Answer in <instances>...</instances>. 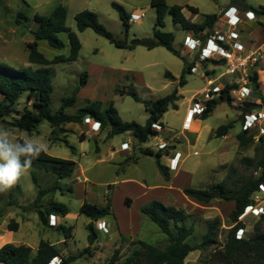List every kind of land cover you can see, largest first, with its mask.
<instances>
[{
	"label": "rangeland",
	"instance_id": "374dc122",
	"mask_svg": "<svg viewBox=\"0 0 264 264\" xmlns=\"http://www.w3.org/2000/svg\"><path fill=\"white\" fill-rule=\"evenodd\" d=\"M1 2L5 6L0 5V62L18 69L29 66L35 68L28 60V44L35 40L32 32L37 28L35 15H49L59 6L67 9V26L77 32L82 49L77 61L53 65L54 91L50 107L52 113L60 109L64 98L71 97L80 87V80L85 71L89 74V81L86 86L80 88L75 105L67 110L70 114H75L90 103L102 101L105 106L113 104L123 121L145 124L149 117L145 106L130 96H120L115 93L116 88L130 85L135 87L144 100L165 97L178 88L180 100L179 109H170L161 120L164 131H157V134L146 144H140L130 133L108 138L109 127L94 132L92 131L94 120L66 125L67 133L56 134L53 133L48 122H43L34 133L30 134L11 126L12 117L0 118V126L7 128L14 139L20 141L32 137L43 141L48 145L49 155L77 163L74 177L59 180L62 189L46 195L40 202L36 203L38 187L34 183L33 176L37 177L43 189L52 187L58 179L56 175L44 169L41 163L30 168L11 190L0 193V236H2L0 245L28 244L35 248L41 240H49L53 243L63 241L57 246L65 256L79 254L86 249L91 251L89 255L72 264H104L116 251H119L120 262H123L141 247L140 241L161 249L169 245L168 237L141 212L142 206L152 200H158L165 205L183 208L192 215L188 220V225L195 228L193 236L189 239L191 244L202 241L208 221L221 219L218 246H213L207 251L192 252L185 261V264H207L210 252L221 248L227 241L228 230L233 225L229 215L234 209V202L214 200L209 204H202L187 197L184 189L207 188L220 182H226L230 188H237L245 180L258 176L254 167L244 163L243 159L258 158L255 147L259 144V138L264 136L262 134L264 118L262 121H257L251 129L255 135V143L252 146L240 147L237 135L244 128L246 114L250 113L246 112V104L249 102L261 104L259 99H255L254 93L248 96V91L243 89L248 87L253 91L249 79L251 69L259 74L260 91L264 97V21L262 22L264 17L253 13L248 15L249 11L244 10L239 4H232L231 0H167L169 5L183 7L189 5L198 8L199 14L192 15L187 8L183 11L194 22H201L204 15L217 14L219 20L215 26V34L217 32L230 34V27L224 17L230 6L238 7L240 12L236 7L231 8L236 10L235 13L241 14L238 15L240 19L238 42L244 46L245 51L243 55L236 56L247 60L242 70L238 74L231 75L229 73L231 64L228 66V60L220 64L224 58L215 53L210 56V61L205 67H200L199 73L186 74L187 84L181 88L179 79L186 65L188 63L196 65L197 62L202 61L201 59H209L204 55L205 52L200 55L196 51L191 53L186 50L184 39L189 32H185L180 25H175L170 15L165 17L164 30L175 34L174 48L186 60L164 47H156L153 50L143 46L135 49H119L92 29L84 32L77 30L76 14L90 10L97 13L100 22L119 39H126L129 43L136 38L154 39L153 28L157 13L151 5V0H1ZM113 2L121 4L131 14V28L128 35L124 31L119 13L112 7ZM247 5L257 10L264 7V0H247ZM133 15L140 16V19L133 20L135 18ZM17 20L20 22L18 23ZM59 37L66 44L63 49H55L47 41L39 42V50L46 58L52 60L58 55L70 54L67 33H61ZM213 56L214 58H211ZM211 59L215 60L211 61ZM231 60L236 61L234 58ZM168 71L177 78V81L166 78L165 74ZM207 79H214L215 84L221 88L231 81H235L239 87L232 91V101L221 102L208 119L203 120L202 113L195 121H191V117L188 118V109L194 106V98L196 102L204 100L202 91L207 88ZM220 95L216 94L215 99H219ZM26 97V94L20 97L15 108L17 111L23 112L24 107H29ZM258 109L253 112L264 114V108ZM185 123L189 128L188 131L183 129ZM222 125L233 127L227 136L218 138L215 131ZM59 131L60 128L57 132ZM54 138H67L70 146L54 141ZM161 139L168 143L165 149H158ZM123 142L129 143L128 149L122 148ZM134 149L136 152L132 156L131 151ZM141 149L152 150L155 153L164 151L161 161L164 165L170 166L177 163V161L169 162L170 159L177 152L182 153L178 170L170 169L172 174L170 182L160 174L157 159L143 156ZM253 198L263 199L264 192L258 191ZM109 200L112 203L111 216L93 221L81 213L84 202L104 207ZM52 201L65 204L69 208V215L59 219L56 226L49 227L41 222L37 207L46 206ZM259 218L260 215L250 212L242 220L240 219L246 226L243 237L254 234V226ZM13 219L20 224L18 231H10L8 228V224ZM100 221L105 223L108 232L98 229ZM90 223H93L97 233L96 238L91 236L92 232L87 228ZM116 223H119L124 237L116 235L118 234ZM61 224L73 228L72 238L66 240L63 233L56 230Z\"/></svg>",
	"mask_w": 264,
	"mask_h": 264
},
{
	"label": "trees",
	"instance_id": "16d2710c",
	"mask_svg": "<svg viewBox=\"0 0 264 264\" xmlns=\"http://www.w3.org/2000/svg\"><path fill=\"white\" fill-rule=\"evenodd\" d=\"M231 3L239 4L244 10L249 11L247 13L264 17V7H260L257 10L252 9L247 5V0H231ZM0 5H3L1 0ZM151 5L156 9L157 13V20L153 28L154 39L136 38L131 43L126 39H119L100 22L98 14L90 10H84L76 14L77 30L84 32L87 29H92L96 34L104 37L119 49H135L138 46H143L149 50H153L156 47H164L168 51L176 53L183 60L186 59L174 48L175 34L164 30L166 27L165 17L167 15L171 16L172 22L175 25H180L185 32L193 33L203 43H206L207 39L215 34V26L219 20L217 14L204 15V20L201 23H194L186 18L183 11L187 8L192 14H199V9L196 7L169 5L167 0H151ZM112 7L119 13L124 31L128 35L131 28V14L117 2H113ZM67 15V9L64 6H59L49 15H35L34 20L37 28L32 32L35 40L28 44V60L35 68L29 66L24 69H18L0 62V118L12 117L11 126L30 134L34 133L43 122L49 123L54 134L67 133L65 131L66 125L81 124L89 118L99 122L103 130L108 127L110 128L108 138H113L116 135L124 133H131L140 144H146L151 137L157 134L153 125L159 124L163 127L164 124L161 120L164 115L170 109H179L178 102L180 96L178 88H175L167 96L156 100L142 99L133 85L116 88L115 93L117 95L130 96L136 102L142 103L145 106V110L149 114L145 124L123 121L113 104L105 106L102 101L90 103L85 108L79 109L75 114H70L67 110L75 105L80 88L86 86L89 81V74L85 71L80 80V87L74 91L71 97L62 100L63 104L56 113L51 112L50 107L54 91L52 84L53 65L77 61L82 49V43L77 32L67 26ZM17 22L19 23L20 21L17 20ZM203 32L207 33L203 35ZM61 33H67L68 35L70 54L58 55L50 60L40 52L39 42L47 41L51 47L63 49L66 44L59 37ZM224 46L228 48L227 45ZM209 61L210 59L202 61L203 67ZM224 63H226V59L220 61V64ZM194 66V63L186 65L179 79V87L182 88L187 84L186 74H193L191 70ZM208 73L210 74L209 71ZM165 76L170 80L177 81V78L169 71L166 72ZM249 79L254 94L261 101V104L254 102L247 103L246 112H252L261 107L264 108V97L260 91L258 72L251 69ZM238 87V84L227 83L219 99L207 102V109L202 115L203 120L208 119L221 102H231V93L237 90ZM25 94L30 105L29 107H24L23 112H19L15 108L20 97ZM57 127L60 128L59 132L56 130ZM232 127L230 125H222L216 129L215 135L218 138L225 137L229 134ZM237 139L240 147L243 148L250 147L255 143L254 133L247 130H242L237 135ZM84 140L82 139V141ZM54 141L63 142L70 146L67 138H54ZM71 148L74 150L73 147ZM255 152L258 157L257 159L245 157L243 162L254 167L256 172H258V176L245 180L239 187L230 188L226 182H220L207 188L188 187L184 189V194L187 197L202 204H209L214 200L235 203V208L229 215L233 225L228 230L227 241L221 248H216L210 252L207 264H264V214L260 216L257 224L254 226L253 235L237 238L238 231L246 228L245 224L239 220V217L245 212L247 207L254 206L255 200L253 197L259 191L260 186L264 185V136L259 138V144L255 147ZM141 154L143 156L155 157L160 174L167 182L172 180L170 168L161 161L164 151L161 150L155 153L152 150L141 149ZM136 161L137 159H135ZM39 163L49 173L56 175L58 179L52 187L43 189L40 187L37 177L33 176L34 183L38 187L36 203L44 199L46 195L61 190L62 187L59 180L72 178L77 169L75 161L53 157L47 152L41 153L39 158L33 161L31 168ZM37 208L41 222L44 225H49V227H52L49 224L51 215L62 218L69 215V208L65 204L56 201H52L46 206L40 205ZM141 212L154 222L168 237L169 245L161 249L145 241H140L141 247L136 249L132 256L127 257L125 261L120 262L118 258L119 251H116L114 256L104 264H185L187 257L192 252L207 251L213 246H218V237L222 225L220 218L208 221L207 231L202 241L198 244H191L189 239L193 236L195 228L188 225V220L192 215L185 209L174 205H165L158 200H152L141 207ZM81 213L93 219V221L94 218L95 221L102 220L113 213L111 200L104 207L84 202L81 207ZM8 228L10 231H18L19 223L13 219L8 224ZM87 228L91 230V236L96 238L97 233L93 228V223H90ZM56 230L62 232L66 240L72 238V227H65L61 224L56 227ZM90 252V249H86L79 254L65 256L56 245L48 240H41L36 252L33 251L31 246L26 244L6 243L0 248V264H51L55 258L61 259L60 264H72L86 257Z\"/></svg>",
	"mask_w": 264,
	"mask_h": 264
},
{
	"label": "built area",
	"instance_id": "2783aa9c",
	"mask_svg": "<svg viewBox=\"0 0 264 264\" xmlns=\"http://www.w3.org/2000/svg\"><path fill=\"white\" fill-rule=\"evenodd\" d=\"M231 10H232V8L227 10L225 12V15H224V17L226 18V23L230 27L229 28L230 34L226 35V33L220 32L221 33L220 34L219 32H217V34H214L210 38H208L206 43H203L193 33L189 32V33H187V35L184 39V46H185L186 50L188 52H191V53H194L196 51V53H200V55H202V53L205 52L206 54H204V55H206V57L208 59H210V56L212 54L218 53L220 56H223L224 59L228 60V66H229V64H231L230 65L231 67L229 69V73L231 75H235V74H238L242 70V67L245 66L247 63V60L244 57H237L236 56V55H241L245 51V48L241 43L238 42V39L240 37L239 30H238V24L240 23V19L238 17H236V18L233 17L231 15ZM133 18H134L133 20H139L140 16L133 15ZM206 33L207 32H203V35ZM224 45H227L228 48H226ZM211 58H214V56ZM233 58L236 61L231 60ZM201 60L205 61L206 59L205 60L201 59ZM211 60H215V59H211ZM202 61H199L196 63V65L191 70L192 73L197 74L200 72V67H203ZM206 83H207V88L204 89V91H202V94L204 96V100L196 102V99L194 98V100H195L194 106L189 110L188 118L191 117V121H195V119L199 118L202 115V113L207 109V102L215 99L216 94H218V95L222 94V90L224 87L221 88L219 85H216L214 79H207ZM229 84H235V81H231ZM243 89L248 91V93H247L248 96H250L251 93H252V95L254 93V91H252V89H250L248 87H244ZM254 96H255V94H254ZM255 99H257L256 96H255ZM246 115H247V116H245L246 121H245L244 128H243L244 131L247 130V131L251 132L252 127L254 125H256L255 123L257 121L258 122L262 121L264 118V114H262V112L254 113L252 111ZM86 120L89 122L92 119L88 118ZM100 128H101V124L94 120V123L92 126V131L97 132L100 130ZM153 128L159 132L164 131V127L160 126L159 124L153 125ZM183 129L185 131L189 130V128L187 127V123L183 124ZM262 134L264 135V129L263 128H262ZM172 139L175 140V138H172ZM161 141L162 142L158 145V149H165L168 146V143L164 142L163 139H161ZM122 148L128 149L129 144L128 143L122 144ZM170 161H172L174 163L177 161V163L174 166L169 165V168L171 170L178 169V166L180 163V154L177 153L174 156V158L170 159ZM259 191L264 192V185L260 186ZM250 212L256 213L257 215L261 216L262 214H264V208L263 207H257V206H255V204H254V206H249L245 209V212L239 217V220L240 219L242 220ZM50 217H51L49 220L50 226H56L57 217L54 215H51ZM98 229L102 230L104 232H108V229L106 228L105 223L101 222V221L98 222ZM243 233H244V229H240L238 231L237 238H242ZM60 263H61V259L55 258L51 264H60Z\"/></svg>",
	"mask_w": 264,
	"mask_h": 264
},
{
	"label": "clouds",
	"instance_id": "9594fccd",
	"mask_svg": "<svg viewBox=\"0 0 264 264\" xmlns=\"http://www.w3.org/2000/svg\"><path fill=\"white\" fill-rule=\"evenodd\" d=\"M47 150L45 142L32 137L16 140L7 128L0 126V193L11 190Z\"/></svg>",
	"mask_w": 264,
	"mask_h": 264
},
{
	"label": "crops",
	"instance_id": "0c3cea01",
	"mask_svg": "<svg viewBox=\"0 0 264 264\" xmlns=\"http://www.w3.org/2000/svg\"><path fill=\"white\" fill-rule=\"evenodd\" d=\"M231 7H236V6H230L228 9H230ZM237 8V10H238V12H240V10L238 9V7H236ZM235 9H232V11H231V15L233 16V17H238V15L240 16L241 14L240 13H235ZM191 13V12H190ZM192 14V13H191ZM245 13H242V15H244ZM193 15V14H192ZM186 16V15H185ZM186 18L188 19V20H190V21H192V22H194L191 18H188L187 16H186ZM203 20H204V18H203ZM202 20V21H203ZM201 21V22H202ZM249 22H251V20H248ZM264 20H262V22H263ZM201 22H194V23H201ZM190 108V107H189ZM191 109V108H190ZM190 109H188V111L190 110ZM187 111V112H188ZM68 125H70V124H68ZM131 134V133H130ZM133 136V135H132ZM124 143H128V142H123L122 144H124ZM51 144V143H50ZM122 144H121V146H122ZM129 144V143H128ZM132 153H131V155L133 156L134 154H135V149L133 150V151H131ZM114 153V152H113ZM178 153V152H177ZM176 153V154H177ZM179 154H180V157H181V152H179ZM172 158H174V157H172ZM169 162H171V161H169ZM168 167H169V164L167 165ZM178 170V169H177ZM176 170V171H177ZM74 177V176H73ZM72 177V178H73ZM72 178H70V179H72ZM254 199V198H253ZM255 200V206H257V207H263L264 208V198L263 199H261V200H258V199H254ZM234 208H235V203H234ZM234 210V209H233ZM232 210V211H233ZM57 217V221L59 220V219H63V218H61V217H59V216H56ZM20 225V224H19ZM116 225H117V231H118V234H116L117 236H123L124 237V233H122V231L120 230V225H119V223H116ZM1 239H2V236H0V241H1ZM115 239H116V237H115ZM49 241V240H48ZM51 242V241H50ZM40 243V242H39ZM52 244H54V245H60L61 243H63V241H57L56 243H53V242H51ZM5 244V243H4ZM4 244H1L0 245V248L4 245ZM17 245H19V244H17ZM26 245H28V244H26ZM39 245V244H38ZM29 246V245H28ZM58 247V246H57ZM33 248V250H35V252L37 251V248L38 247H32Z\"/></svg>",
	"mask_w": 264,
	"mask_h": 264
},
{
	"label": "water",
	"instance_id": "95a60500",
	"mask_svg": "<svg viewBox=\"0 0 264 264\" xmlns=\"http://www.w3.org/2000/svg\"><path fill=\"white\" fill-rule=\"evenodd\" d=\"M59 129V127H57V129L56 130H58ZM94 221H95V218H94Z\"/></svg>",
	"mask_w": 264,
	"mask_h": 264
},
{
	"label": "bare ground",
	"instance_id": "6f19581e",
	"mask_svg": "<svg viewBox=\"0 0 264 264\" xmlns=\"http://www.w3.org/2000/svg\"><path fill=\"white\" fill-rule=\"evenodd\" d=\"M62 221V220H61Z\"/></svg>",
	"mask_w": 264,
	"mask_h": 264
}]
</instances>
